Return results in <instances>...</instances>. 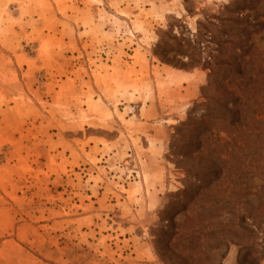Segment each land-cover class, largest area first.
<instances>
[{"label": "rangeland", "instance_id": "1", "mask_svg": "<svg viewBox=\"0 0 264 264\" xmlns=\"http://www.w3.org/2000/svg\"><path fill=\"white\" fill-rule=\"evenodd\" d=\"M233 1L0 0V264H164L151 235L183 188L177 129L204 111L200 87L146 159L144 108L165 67L151 51L168 25L193 38L224 5L256 2ZM247 261L232 244L222 264Z\"/></svg>", "mask_w": 264, "mask_h": 264}, {"label": "trees", "instance_id": "2", "mask_svg": "<svg viewBox=\"0 0 264 264\" xmlns=\"http://www.w3.org/2000/svg\"><path fill=\"white\" fill-rule=\"evenodd\" d=\"M243 9L224 5L199 20L193 38L168 25L151 51L174 69L208 71L198 104L204 114L199 120L189 115L177 129L183 188L168 194L174 200L151 235L164 264H222L232 244L239 260L243 251L247 264L264 260V46L253 38L264 32V0Z\"/></svg>", "mask_w": 264, "mask_h": 264}, {"label": "crops", "instance_id": "3", "mask_svg": "<svg viewBox=\"0 0 264 264\" xmlns=\"http://www.w3.org/2000/svg\"><path fill=\"white\" fill-rule=\"evenodd\" d=\"M205 80L206 73L204 70L196 69L187 72L166 65L164 69L161 68L160 78H156L155 83L156 87L159 88V101L157 102L154 99V103L147 104L144 109L145 114L147 113L149 115L146 114V118L142 117L147 119L143 124L144 128H147V131H149L148 134L140 132L142 136L147 137L149 144L148 147L146 146L142 149L147 151V153H151L145 155L146 159L162 154L166 142L167 128L170 126L169 120L183 119L187 107L198 98L200 87L204 84ZM166 109H169V112H165L164 110ZM152 118H160L159 123H149V119ZM135 138L139 140L140 136L136 135L131 138V141ZM135 150L136 148L134 146ZM150 173L154 174V171ZM80 218L86 217L83 216ZM148 248L144 250L145 253L148 252ZM149 254H151L150 249Z\"/></svg>", "mask_w": 264, "mask_h": 264}]
</instances>
